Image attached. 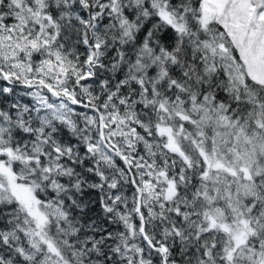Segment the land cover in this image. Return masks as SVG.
<instances>
[{
  "label": "snow or ice",
  "instance_id": "obj_1",
  "mask_svg": "<svg viewBox=\"0 0 264 264\" xmlns=\"http://www.w3.org/2000/svg\"><path fill=\"white\" fill-rule=\"evenodd\" d=\"M0 264H264V0H0Z\"/></svg>",
  "mask_w": 264,
  "mask_h": 264
}]
</instances>
